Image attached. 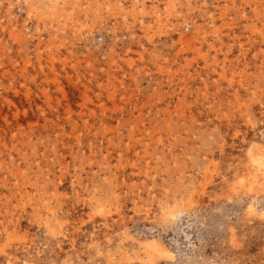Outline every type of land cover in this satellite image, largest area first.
I'll return each mask as SVG.
<instances>
[{"label": "rangeland", "instance_id": "obj_1", "mask_svg": "<svg viewBox=\"0 0 264 264\" xmlns=\"http://www.w3.org/2000/svg\"><path fill=\"white\" fill-rule=\"evenodd\" d=\"M262 165L264 0H0V264H264Z\"/></svg>", "mask_w": 264, "mask_h": 264}, {"label": "bare ground", "instance_id": "obj_2", "mask_svg": "<svg viewBox=\"0 0 264 264\" xmlns=\"http://www.w3.org/2000/svg\"><path fill=\"white\" fill-rule=\"evenodd\" d=\"M260 168L264 170V165L260 166ZM258 190H260L261 192H264V179L261 181L260 185L258 186Z\"/></svg>", "mask_w": 264, "mask_h": 264}]
</instances>
